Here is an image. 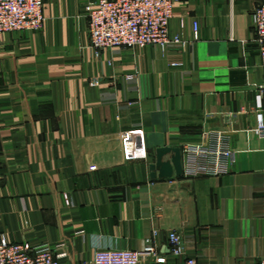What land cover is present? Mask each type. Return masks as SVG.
<instances>
[{"label":"crops","instance_id":"obj_1","mask_svg":"<svg viewBox=\"0 0 264 264\" xmlns=\"http://www.w3.org/2000/svg\"><path fill=\"white\" fill-rule=\"evenodd\" d=\"M97 1L44 0L41 31L0 39V235L50 247L59 264L142 251L152 237L170 261L264 264V70L252 19L264 0H179L170 28L187 51L99 54L84 11ZM124 132H138L145 155H126ZM218 136L234 153L227 174L151 178L157 149L215 147Z\"/></svg>","mask_w":264,"mask_h":264},{"label":"built area","instance_id":"obj_2","mask_svg":"<svg viewBox=\"0 0 264 264\" xmlns=\"http://www.w3.org/2000/svg\"><path fill=\"white\" fill-rule=\"evenodd\" d=\"M179 0H98L85 6L89 18L92 48L99 54L114 48L143 49L180 47L187 51L190 43L171 32L174 7ZM44 0H0V39L7 33L39 32L45 24ZM255 42L264 70V4L252 14ZM194 40L199 38V23L194 21ZM179 64H174L177 66ZM97 83V82H95ZM264 89V85L261 87ZM256 132L264 138V121L259 115ZM138 132H124L123 147L127 156L146 154ZM234 153L218 136L215 147L204 143H187L182 147L183 175L187 178L221 176L229 172ZM156 235V232H155ZM170 255L184 254L181 235L168 234ZM0 264H59L50 247L34 249L26 242H11L0 235ZM89 264H197L195 259L170 261L159 253L155 237L146 240L142 251L100 249Z\"/></svg>","mask_w":264,"mask_h":264},{"label":"water","instance_id":"obj_3","mask_svg":"<svg viewBox=\"0 0 264 264\" xmlns=\"http://www.w3.org/2000/svg\"><path fill=\"white\" fill-rule=\"evenodd\" d=\"M169 156V159L166 157ZM152 179H171L183 175L182 149L179 147H163L156 150V161L151 164Z\"/></svg>","mask_w":264,"mask_h":264}]
</instances>
